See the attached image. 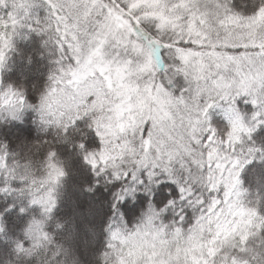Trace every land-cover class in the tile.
<instances>
[{
  "label": "snow or ice",
  "instance_id": "1",
  "mask_svg": "<svg viewBox=\"0 0 264 264\" xmlns=\"http://www.w3.org/2000/svg\"><path fill=\"white\" fill-rule=\"evenodd\" d=\"M33 34L49 50L38 105L11 87L3 91L17 36ZM116 69H124L119 83L134 80L136 92L102 104L117 87ZM0 103L12 106L14 120L26 105L62 129L65 149L72 144L93 175L110 177L106 264H208L209 257L216 264L217 255L224 264H250L236 254L247 255L256 239L264 248V225L242 244L236 232L247 217L232 207L233 193L246 196L250 180L264 187L257 174L264 166V0H0ZM58 155L47 151L34 171L0 145V242L21 257L39 248L34 237L47 239L41 229L66 175ZM166 185L175 189L161 194ZM126 201L140 203L134 221L121 212ZM37 208L42 218L12 239L14 218ZM248 211L264 216V198ZM226 215L231 235L202 238L204 251L179 244L162 251L169 233L187 238Z\"/></svg>",
  "mask_w": 264,
  "mask_h": 264
},
{
  "label": "clouds",
  "instance_id": "2",
  "mask_svg": "<svg viewBox=\"0 0 264 264\" xmlns=\"http://www.w3.org/2000/svg\"><path fill=\"white\" fill-rule=\"evenodd\" d=\"M48 51V49H42L38 41L30 44L20 43L16 46L14 51L9 53L8 69L4 73L3 91L6 92L11 87L25 97L31 96L32 99L28 103L38 105L42 90L47 84L46 74L42 72V69L45 62L47 64ZM123 73L124 69L115 70L114 79L117 81V87L109 93L108 100L101 97L102 104L114 103L120 97H123L126 102L127 97L136 92L134 80L122 85L119 83L124 78ZM9 99L12 100V97ZM12 103L15 104V100H12ZM160 103L162 104L163 101ZM137 106H146L143 96L137 97ZM23 107L25 110L20 114V118L14 120L9 115L10 111L14 110L12 106L0 103V145H8L9 151H14L23 163L31 161L34 171L39 166V161L46 158L47 151H57L58 158L63 161L66 175L61 180L58 189L55 211L50 218L46 219L41 229L47 234V239L42 235L34 237V240H39V248H34L31 256L23 257L13 252L14 245L5 247L4 244L7 241L0 242V264H106L103 253L106 250L105 245L108 239L104 232L107 215H104L103 211L111 199L105 200V197L109 196L111 187L107 183L110 177L105 176L100 179L93 175L80 158L82 153L78 155L72 144H68L65 149L62 129L43 124L37 113L27 109L26 105ZM118 115L117 109L116 116ZM29 121L35 126L34 136L28 130ZM80 135L83 136L85 133L81 132ZM123 146L127 147L126 144ZM257 174L264 175V166L257 169ZM17 178H22L19 173ZM245 189L247 190L246 196L238 197L235 193L232 195L235 215L247 217L240 223V231L236 232V235L243 234L242 244L243 238L258 237L261 226L264 225V216L253 215L248 211L256 205L257 201L264 198V187L250 180L245 185ZM91 204L101 208L102 215L99 218L85 219ZM81 205H83L82 208ZM41 213L42 209L37 208L35 212L28 213L23 219L19 216L15 217L13 224L10 225V231L14 233L11 238L23 237L31 219L42 218ZM101 220L103 223L100 222ZM231 222L232 218L226 215L219 222L212 221L197 227L195 232L187 238L169 233L167 241H162V251L179 244L186 246L185 251L202 252L207 248V244H202L201 239L207 240L211 233L220 230L225 232V237L230 236L231 232L228 231L227 226ZM248 248L247 255H240L239 252L236 254L238 261L264 264V248L260 247L259 239H256L254 245L249 244ZM218 251L219 248H217ZM230 253L231 248L224 255ZM111 264H116V260L113 259ZM208 264H213L211 257H209ZM216 264H224L221 255L216 256Z\"/></svg>",
  "mask_w": 264,
  "mask_h": 264
},
{
  "label": "trees",
  "instance_id": "3",
  "mask_svg": "<svg viewBox=\"0 0 264 264\" xmlns=\"http://www.w3.org/2000/svg\"><path fill=\"white\" fill-rule=\"evenodd\" d=\"M38 41V37H36L34 34L32 36H28V37H23V36H17V46L20 43L23 44H30V43H35ZM46 70H47V64L45 62V66L42 69V72L46 74ZM31 97V96H29ZM213 122L215 124V126L217 127H222L224 124L223 119L219 116V115H213ZM22 131H25V129H21ZM31 135H35V126L31 124V122L29 121V129ZM175 189L174 185H166L164 189H161V194H167V192L169 191H173ZM110 199V196L105 197V200ZM146 206V205H145ZM83 207V205H81V208ZM141 211L140 208V203L137 202H133V201H126L124 203L121 204V212L125 213L126 215V219L135 220V217L139 215V212ZM104 215H108L110 214V205L107 204L106 208L103 211ZM102 215L101 212V208H99L97 205L95 204H91V206L88 209L87 215L85 216V219L91 217V218H99ZM101 223H103V220L100 221Z\"/></svg>",
  "mask_w": 264,
  "mask_h": 264
}]
</instances>
